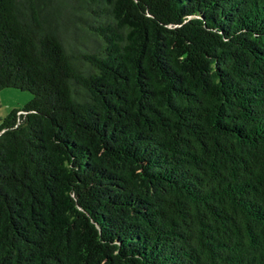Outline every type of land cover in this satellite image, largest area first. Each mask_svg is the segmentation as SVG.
<instances>
[{"label": "trees", "instance_id": "trees-1", "mask_svg": "<svg viewBox=\"0 0 264 264\" xmlns=\"http://www.w3.org/2000/svg\"><path fill=\"white\" fill-rule=\"evenodd\" d=\"M0 264H264V0H0Z\"/></svg>", "mask_w": 264, "mask_h": 264}, {"label": "rangeland", "instance_id": "rangeland-1", "mask_svg": "<svg viewBox=\"0 0 264 264\" xmlns=\"http://www.w3.org/2000/svg\"><path fill=\"white\" fill-rule=\"evenodd\" d=\"M32 97V94L26 90L7 87L0 90V123L2 118L14 108H20Z\"/></svg>", "mask_w": 264, "mask_h": 264}]
</instances>
